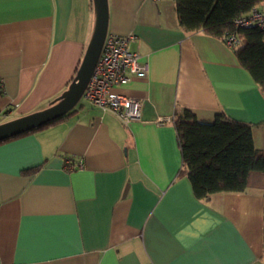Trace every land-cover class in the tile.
<instances>
[{
	"label": "crops",
	"instance_id": "0c3cea01",
	"mask_svg": "<svg viewBox=\"0 0 264 264\" xmlns=\"http://www.w3.org/2000/svg\"><path fill=\"white\" fill-rule=\"evenodd\" d=\"M108 6V34H134L149 66L113 87L142 100V118L82 99L0 142V264H264V187L197 198L174 121L185 108L201 121L224 112L264 150V91L238 47L186 31L175 0ZM96 18L92 0H0V124L65 96Z\"/></svg>",
	"mask_w": 264,
	"mask_h": 264
},
{
	"label": "trees",
	"instance_id": "16d2710c",
	"mask_svg": "<svg viewBox=\"0 0 264 264\" xmlns=\"http://www.w3.org/2000/svg\"><path fill=\"white\" fill-rule=\"evenodd\" d=\"M175 1L179 22L186 31L202 29L215 37L234 31L240 34L243 43L236 50L237 57L264 91V31L258 26L238 28L234 24L235 17L264 0ZM174 121L184 172L197 198L206 199L216 192H243L251 185L264 187V150L256 147L252 124L224 112L212 121H201L187 108L177 110Z\"/></svg>",
	"mask_w": 264,
	"mask_h": 264
},
{
	"label": "built area",
	"instance_id": "2783aa9c",
	"mask_svg": "<svg viewBox=\"0 0 264 264\" xmlns=\"http://www.w3.org/2000/svg\"><path fill=\"white\" fill-rule=\"evenodd\" d=\"M236 27L258 26L264 31V2L253 7L248 13L234 18ZM134 34H107L94 72L81 99L99 107L103 111H113L125 122L142 118V100L113 90L117 84H127L133 77H146L148 63L139 52L131 50ZM227 46L237 48L243 39L236 31L222 36ZM3 113L0 112V119ZM83 163L67 160L66 168L76 170Z\"/></svg>",
	"mask_w": 264,
	"mask_h": 264
},
{
	"label": "water",
	"instance_id": "95a60500",
	"mask_svg": "<svg viewBox=\"0 0 264 264\" xmlns=\"http://www.w3.org/2000/svg\"><path fill=\"white\" fill-rule=\"evenodd\" d=\"M96 26L77 75L65 96L51 107L0 124V141L38 129L67 115L79 103L94 72L108 34V0H94Z\"/></svg>",
	"mask_w": 264,
	"mask_h": 264
},
{
	"label": "rangeland",
	"instance_id": "374dc122",
	"mask_svg": "<svg viewBox=\"0 0 264 264\" xmlns=\"http://www.w3.org/2000/svg\"><path fill=\"white\" fill-rule=\"evenodd\" d=\"M92 4H94V0H92ZM94 7H95V5H94ZM82 100V99H81Z\"/></svg>",
	"mask_w": 264,
	"mask_h": 264
}]
</instances>
